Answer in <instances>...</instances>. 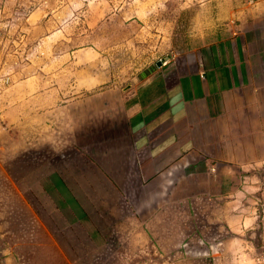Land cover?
<instances>
[{
    "label": "crops",
    "instance_id": "0c3cea01",
    "mask_svg": "<svg viewBox=\"0 0 264 264\" xmlns=\"http://www.w3.org/2000/svg\"><path fill=\"white\" fill-rule=\"evenodd\" d=\"M222 1L216 25L173 60L119 84L89 78V94L63 107L66 135L50 137L55 151L47 120L25 141L40 152L24 154L22 182L6 186L0 264L33 255L149 264L172 256L178 239L207 246L210 228L223 231L246 206L239 194L255 188L264 165V0ZM21 213L24 235L14 228ZM32 241L53 248L17 246Z\"/></svg>",
    "mask_w": 264,
    "mask_h": 264
},
{
    "label": "rangeland",
    "instance_id": "374dc122",
    "mask_svg": "<svg viewBox=\"0 0 264 264\" xmlns=\"http://www.w3.org/2000/svg\"><path fill=\"white\" fill-rule=\"evenodd\" d=\"M222 2L0 0V203L9 200L10 180L22 182L23 155L40 152L25 141L40 136L37 127L47 120L48 152L55 151L50 137L66 135L63 107L89 94L83 91L89 78L119 84L157 60H173L216 25ZM258 174L250 182L255 188L241 190L240 204L246 206L233 211L226 229L210 228L214 239L205 242L210 253L200 240L178 239L172 256H157L149 264H264V165ZM14 202L20 204L17 195ZM203 213L200 207L192 210L191 221H198L186 228L198 231ZM206 214L216 216L217 210ZM23 224V214H17V234L24 235ZM17 246L53 248L49 241ZM63 259L33 255L20 263L68 264Z\"/></svg>",
    "mask_w": 264,
    "mask_h": 264
}]
</instances>
